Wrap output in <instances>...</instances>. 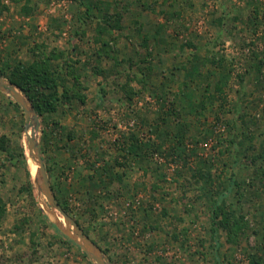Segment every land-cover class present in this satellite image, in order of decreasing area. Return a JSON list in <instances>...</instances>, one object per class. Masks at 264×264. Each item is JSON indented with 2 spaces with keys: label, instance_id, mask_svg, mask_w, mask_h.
<instances>
[{
  "label": "rangeland",
  "instance_id": "1",
  "mask_svg": "<svg viewBox=\"0 0 264 264\" xmlns=\"http://www.w3.org/2000/svg\"><path fill=\"white\" fill-rule=\"evenodd\" d=\"M101 1L122 16L104 58L94 0H0V71L37 58L38 44L58 55L60 82L72 86L64 61L80 75L71 99L38 116L56 200L109 264L264 262V0ZM213 56L219 67H199ZM31 127L0 89V264H97L51 221L67 226L38 191ZM131 137L145 144L126 158ZM221 188L243 216L235 245L209 229L208 191Z\"/></svg>",
  "mask_w": 264,
  "mask_h": 264
},
{
  "label": "trees",
  "instance_id": "2",
  "mask_svg": "<svg viewBox=\"0 0 264 264\" xmlns=\"http://www.w3.org/2000/svg\"><path fill=\"white\" fill-rule=\"evenodd\" d=\"M107 2L101 0H94V2L86 5V15L88 18L96 17L97 23L95 25V30L93 34V41L95 43H99L97 46L96 52L98 58H104L109 56V50L111 46L108 45V41L103 38V36H109L110 31H116L121 29V14L117 11H111L109 8L105 7ZM95 9L96 12L89 13L90 9ZM145 38V37H144ZM42 48V45L36 44L35 47L32 49V52L37 56L31 62L27 64L23 63H16L13 66H7L5 69L0 71V75L6 77L13 85L18 87L22 93L27 97V99L31 102L32 106L34 107L37 115L42 117L46 114H53L57 111L59 107V102L61 100H69L74 95L75 88L80 86V75L75 72L73 64L74 62H62L61 65L64 68L68 67L69 71H66L72 78V86L68 87L66 83L60 82V77L58 76L59 73L56 72L57 70L52 69L50 63L51 59L58 58V55L53 51H49L48 53L42 52L39 54V50ZM205 61L209 62L212 66L216 68L222 63V58L215 59L214 56L210 58H206L203 61H200L199 67H202ZM144 62V61H143ZM262 63V62H260ZM139 65V64H137ZM150 67V66H148ZM197 70V68H196ZM214 69L207 70V77H212L214 74ZM63 73L62 71H59ZM144 73V72H143ZM145 74V73H144ZM217 77V76H216ZM217 83L213 88V92L220 93L221 92V83H222V76H218ZM139 81H142L141 79ZM209 82V81H208ZM207 82V83H208ZM210 84V83H209ZM208 87V86H207ZM204 87V92L207 90ZM212 93V92H211ZM210 93V94H211ZM214 94H212L213 96ZM16 104V103H15ZM17 105V104H16ZM72 135L68 134L67 139H71ZM145 143L138 141V139H133L131 137V141L126 145L125 148V155L127 158L128 156L134 157L138 154V150L143 146ZM2 147V144H0ZM41 151V158L43 159V163L45 166V159ZM73 153V151H71ZM123 156V157H124ZM202 164V163H201ZM122 165V164H121ZM204 165V164H202ZM46 172L49 171V168L45 166ZM198 176L200 179L205 178V174H209L208 171L204 172L202 168L198 171ZM28 175L30 176L29 172ZM92 178V176H87ZM120 178V175L118 174ZM235 185H239L235 183ZM58 187V186H57ZM231 187V185H230ZM52 189L55 193V189L52 186ZM30 194L32 195V185L29 184ZM208 190V189H207ZM59 191V190H58ZM228 188L226 189H216L213 192L208 191L212 195L210 196L208 211H209V229L211 235L215 242L217 241V234L218 230L222 227L226 232V242L235 245L238 244L241 235L244 234V223H242V217L238 216L237 213L233 208H231L228 204L226 194L228 193ZM237 192V191H236ZM240 194L239 192H237ZM56 197V194H55ZM61 205L63 210H67L65 207L64 202L58 201ZM5 208L2 203L0 197V215L4 212ZM68 212V210H67ZM45 215V214H44ZM23 221H27V217L22 219ZM54 226L52 223H50ZM55 227V226H54ZM59 231V230H57ZM60 232V231H59ZM61 233V232H60ZM63 235V233H61ZM241 234V235H240ZM64 236V235H63ZM65 240L69 243H73L68 237L65 236ZM216 247L219 243H216ZM84 254V253H83ZM254 255L248 256L249 264H264L261 257L254 258Z\"/></svg>",
  "mask_w": 264,
  "mask_h": 264
},
{
  "label": "water",
  "instance_id": "3",
  "mask_svg": "<svg viewBox=\"0 0 264 264\" xmlns=\"http://www.w3.org/2000/svg\"><path fill=\"white\" fill-rule=\"evenodd\" d=\"M0 89L5 90L14 100L17 102L20 107L23 109L25 114L26 121L32 124L31 133L27 134V142L29 148V154L34 162L37 163V176L35 180L38 186V191L42 194L48 205L54 207L59 213L62 214L63 219L66 222V228L60 227L55 220H51L53 223L57 224L59 229L68 235V238L75 242L87 255L88 257L96 262L97 264H109L104 255L101 252V249L86 235L82 232L81 228L77 222L71 218L65 211L60 207L58 201L56 200L54 193L51 189V186L48 181L46 169L41 158L40 151L35 140V132L39 128L38 115L32 106L31 102L27 97L22 93V91L13 85L9 80L5 79L0 75ZM47 205V206H48ZM47 209H45L46 211ZM48 211V210H47ZM72 226V231L69 230V227Z\"/></svg>",
  "mask_w": 264,
  "mask_h": 264
},
{
  "label": "bare ground",
  "instance_id": "4",
  "mask_svg": "<svg viewBox=\"0 0 264 264\" xmlns=\"http://www.w3.org/2000/svg\"><path fill=\"white\" fill-rule=\"evenodd\" d=\"M29 128H30V127H29ZM34 163H35L36 167H38V166H37V163H36V162H34ZM36 172H37V170H36ZM45 206H46V205H45Z\"/></svg>",
  "mask_w": 264,
  "mask_h": 264
}]
</instances>
